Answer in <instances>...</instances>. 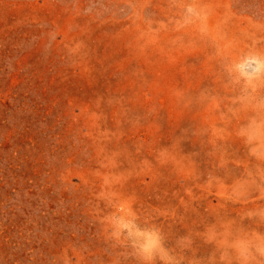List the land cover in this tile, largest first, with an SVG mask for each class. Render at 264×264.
Segmentation results:
<instances>
[{"label": "rangeland", "instance_id": "obj_1", "mask_svg": "<svg viewBox=\"0 0 264 264\" xmlns=\"http://www.w3.org/2000/svg\"><path fill=\"white\" fill-rule=\"evenodd\" d=\"M0 264H264V0H0Z\"/></svg>", "mask_w": 264, "mask_h": 264}]
</instances>
